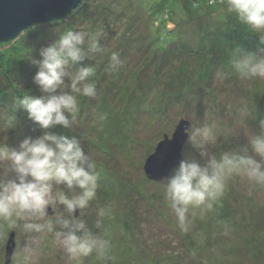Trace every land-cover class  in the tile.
<instances>
[{"label": "rangeland", "instance_id": "374dc122", "mask_svg": "<svg viewBox=\"0 0 264 264\" xmlns=\"http://www.w3.org/2000/svg\"><path fill=\"white\" fill-rule=\"evenodd\" d=\"M226 5L227 0H85L68 20L36 25L0 49V142L18 149L25 138L45 132L76 135L91 156L98 189L82 218L110 246L103 257L93 253L79 264H264V185L232 174L212 208H190L182 228L165 196L167 177L154 181L145 172L147 160L166 138L173 140L182 123L189 124L182 158L203 164L201 151L219 159L246 147L259 160L248 138L262 131L264 78L240 75L233 62L237 47L258 52L264 45ZM67 30L98 37L101 48L69 67L75 72L92 66L90 82L96 85L94 97L77 95L80 111L71 133L41 129L18 107L24 95H45L33 81L39 69L31 59ZM112 53L119 66H113ZM204 125L214 139L201 149L190 137ZM101 207L105 216L96 229ZM24 240L25 234L0 220V264H24ZM35 264H65L53 235L42 241Z\"/></svg>", "mask_w": 264, "mask_h": 264}, {"label": "clouds", "instance_id": "9594fccd", "mask_svg": "<svg viewBox=\"0 0 264 264\" xmlns=\"http://www.w3.org/2000/svg\"><path fill=\"white\" fill-rule=\"evenodd\" d=\"M226 7L242 25L258 33L260 44L264 45V0H227ZM98 51L99 38L86 31L67 30L61 34L40 49L39 59H31L39 69L33 81L45 95H24L19 98L18 107L41 129L59 127L71 133L80 111L77 95L94 97L96 85L90 82L94 75L92 66L80 67L75 72H70L69 67ZM234 52L237 73L264 78V48L248 52L237 47ZM111 62L114 67L119 66L117 53H112ZM261 129L260 134L248 138L251 151L259 160L249 155L246 147L238 152L225 151L219 159L201 151L203 164L184 156L171 171L164 185L165 196L182 228L190 208H212L213 202L223 196L232 174L264 185V121ZM190 139L204 149L214 139L211 127L195 128ZM0 169V220L25 234L21 248L24 264H35L41 243L49 234L62 251L65 264H79L93 253L97 257L105 255L110 242L94 234L82 218L83 210L90 209L96 198L98 177L90 154L85 153L76 135L45 132L35 139L25 138L18 149L0 142ZM9 172L14 174L12 178H8ZM77 210L79 217L74 215ZM104 216L105 209L101 207L94 224L96 229L102 227Z\"/></svg>", "mask_w": 264, "mask_h": 264}, {"label": "water", "instance_id": "95a60500", "mask_svg": "<svg viewBox=\"0 0 264 264\" xmlns=\"http://www.w3.org/2000/svg\"><path fill=\"white\" fill-rule=\"evenodd\" d=\"M84 2L85 0H0V47L15 41L36 25L68 20ZM186 125L189 127L188 123H182L173 140L166 138L156 153L147 160L145 172L150 180L160 181L168 177L183 159L181 151L187 138ZM12 249L13 246L9 249V260Z\"/></svg>", "mask_w": 264, "mask_h": 264}, {"label": "trees", "instance_id": "16d2710c", "mask_svg": "<svg viewBox=\"0 0 264 264\" xmlns=\"http://www.w3.org/2000/svg\"><path fill=\"white\" fill-rule=\"evenodd\" d=\"M70 17V16H69ZM68 18V17H67ZM12 43V42H11ZM10 44V43H9ZM6 45H8V44H3L1 47H0V49L1 48H3V47H5Z\"/></svg>", "mask_w": 264, "mask_h": 264}]
</instances>
